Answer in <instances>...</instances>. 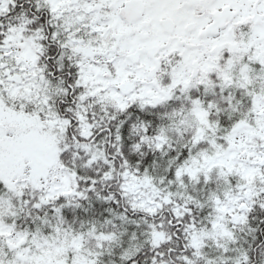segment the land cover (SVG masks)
Returning <instances> with one entry per match:
<instances>
[{
    "label": "snow or ice",
    "instance_id": "obj_1",
    "mask_svg": "<svg viewBox=\"0 0 264 264\" xmlns=\"http://www.w3.org/2000/svg\"><path fill=\"white\" fill-rule=\"evenodd\" d=\"M0 264H264V0H0Z\"/></svg>",
    "mask_w": 264,
    "mask_h": 264
}]
</instances>
